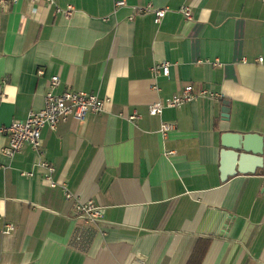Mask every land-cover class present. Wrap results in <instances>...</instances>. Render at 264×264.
I'll return each mask as SVG.
<instances>
[{"label":"crops","instance_id":"obj_1","mask_svg":"<svg viewBox=\"0 0 264 264\" xmlns=\"http://www.w3.org/2000/svg\"><path fill=\"white\" fill-rule=\"evenodd\" d=\"M115 1L0 7V125L39 110L52 75L57 93L109 99L99 113L44 126L40 152L25 144L3 155L0 133V264H197L204 240L198 264H264V0ZM67 4L70 17L55 11ZM146 5L166 9L159 24L137 12ZM162 62L169 74L153 78ZM187 84L221 97L148 113ZM162 123L175 128L163 134ZM224 133L256 137L262 154L240 158ZM76 199L101 217L86 222Z\"/></svg>","mask_w":264,"mask_h":264},{"label":"built area","instance_id":"obj_2","mask_svg":"<svg viewBox=\"0 0 264 264\" xmlns=\"http://www.w3.org/2000/svg\"><path fill=\"white\" fill-rule=\"evenodd\" d=\"M9 0H0V7H3ZM16 1V0H10ZM37 1V0H30ZM47 4H54L55 0H40ZM115 6H121L125 4L124 0H116ZM137 12L148 13L152 12L153 22L159 24L162 18L165 16V8L153 9L150 5L144 7H138ZM36 9L32 10L35 13ZM55 11L60 13L62 16L70 17L74 12V7L72 4H67L65 7L56 6ZM182 12L186 19H192L193 13L187 6L182 7ZM259 61L262 60L261 57L258 58ZM217 64L218 61H216ZM170 71V64L168 62L157 63L152 66L151 73L152 77L156 78L158 75L167 76ZM42 70H38V74H41ZM59 83L57 75H52L47 83V90L44 94L43 106L39 110H31L28 112L24 120L12 121L8 125H0V133H5L8 138V142L5 146L1 148V153L8 157L12 156L14 153L20 151L25 144H29L35 151H41V138L40 132L44 126L49 127L54 130L57 125L61 122L66 121L69 118L81 120L87 113H99L103 110L105 104L109 99H103L94 93H87L85 91H75V90H64L60 93L55 92L56 86ZM151 88L157 90L155 83L151 85ZM211 97L220 98L221 95L218 92L208 90L206 88L198 89L194 92V86L192 84L184 85L181 90L172 96L166 97L163 100H157L148 105V113L150 115L161 114L164 108L179 107L184 103L192 102L196 97ZM129 120H134L138 118V114L133 113L127 116ZM175 128L174 123H162L160 131L165 134ZM169 154H173L170 151ZM48 172L45 175L51 187H56L57 184L51 178V172L53 171V166L48 162L43 161L41 163ZM63 190L64 197L66 199H72L74 196L65 187L61 186ZM75 209L77 213L84 218L86 222L94 221L101 217V212L99 207L91 200L80 201L75 200ZM14 226L11 223L5 225L3 232L8 233L13 230Z\"/></svg>","mask_w":264,"mask_h":264},{"label":"water","instance_id":"obj_3","mask_svg":"<svg viewBox=\"0 0 264 264\" xmlns=\"http://www.w3.org/2000/svg\"><path fill=\"white\" fill-rule=\"evenodd\" d=\"M224 107L222 108V112L227 113L228 109H229V104L228 101H223ZM224 116V115H223ZM226 118V117H225ZM256 139V137L252 136V135H248V134H242L241 136L238 135H234L231 133H224V136L222 137V139L224 140V147H228V145L226 144L227 141L231 142V145L229 146L230 148H232L234 151H237V156H239L240 158L242 157V155H240V153H238L239 151L242 152H249L251 151L253 154L257 155H261L262 154V148L260 147V140H259V147L257 146L256 148H251V141L252 139ZM260 160V159H259Z\"/></svg>","mask_w":264,"mask_h":264},{"label":"trees","instance_id":"obj_4","mask_svg":"<svg viewBox=\"0 0 264 264\" xmlns=\"http://www.w3.org/2000/svg\"><path fill=\"white\" fill-rule=\"evenodd\" d=\"M206 242L208 243V241L204 240V242H203L204 247L203 248H201L200 245H198V243H197V245L194 248L193 253L189 259V263H197L198 264L200 262V260L203 256V253H204L205 246L207 245Z\"/></svg>","mask_w":264,"mask_h":264}]
</instances>
